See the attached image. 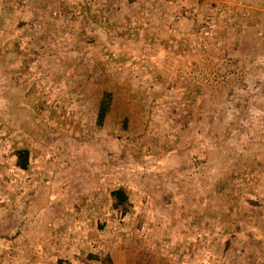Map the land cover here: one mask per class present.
<instances>
[{"label":"rangeland","instance_id":"obj_1","mask_svg":"<svg viewBox=\"0 0 264 264\" xmlns=\"http://www.w3.org/2000/svg\"><path fill=\"white\" fill-rule=\"evenodd\" d=\"M0 264H264V0H0Z\"/></svg>","mask_w":264,"mask_h":264},{"label":"trees","instance_id":"obj_2","mask_svg":"<svg viewBox=\"0 0 264 264\" xmlns=\"http://www.w3.org/2000/svg\"><path fill=\"white\" fill-rule=\"evenodd\" d=\"M114 95L112 92H105L101 98L97 122L102 125L104 120L112 108ZM17 165L23 169L27 170L30 166V151L27 148L18 149L16 151ZM114 204L116 208H120L123 212H127L130 205V198L127 191L123 188H117L111 193Z\"/></svg>","mask_w":264,"mask_h":264}]
</instances>
